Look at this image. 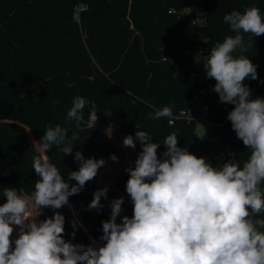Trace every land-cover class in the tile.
I'll return each instance as SVG.
<instances>
[{"label":"trees","instance_id":"trees-1","mask_svg":"<svg viewBox=\"0 0 264 264\" xmlns=\"http://www.w3.org/2000/svg\"><path fill=\"white\" fill-rule=\"evenodd\" d=\"M253 6L260 8L264 19V0H201L195 6L194 0H0V205L6 202L5 187L16 188L21 195L35 190L40 179L33 169L35 157L47 156L67 179L69 171L79 169L73 159L76 151L106 163L116 153L114 144L89 124V107L83 110L79 129L66 119L77 95L95 104L97 122L129 135H135V125H141L139 130L158 143L176 132L179 147L206 157L213 166L226 162L230 154L242 166L249 150L227 119L234 105L221 104L218 94L205 98L211 140L200 138L196 122L181 118L180 112L206 82L216 83L205 77L204 56L226 36L234 35L224 23V15L233 10L243 13ZM194 19L198 26L190 25ZM242 35L247 50H237L234 55H244L258 66V79L246 77L244 81L255 99L264 94V34ZM196 41L203 42L204 55L186 56ZM164 47L167 61H162ZM165 106L173 111L172 125L171 118H149ZM57 124L79 134L71 155L61 152L64 145L39 151L40 137ZM159 149L166 150L163 144ZM97 177L69 198L72 208H45L40 220L59 211L65 217L66 241L99 243L102 221L109 219L110 212L104 197L103 208L96 215L87 210L99 189ZM128 178L126 172L117 181L122 192H126ZM261 188L264 190V182ZM73 209L83 224L74 237ZM253 219H264V213Z\"/></svg>","mask_w":264,"mask_h":264},{"label":"clouds","instance_id":"clouds-1","mask_svg":"<svg viewBox=\"0 0 264 264\" xmlns=\"http://www.w3.org/2000/svg\"><path fill=\"white\" fill-rule=\"evenodd\" d=\"M223 21L234 35L211 49L204 71L207 79L216 81L212 91L219 102L234 105L227 119L249 150L242 166L235 154L213 166L206 157L179 147L176 132L158 143L139 130L141 125H135V136H125L122 143L135 149L138 141L141 146L135 166L125 169L133 215L121 217L124 197L110 201V217L102 221L99 243L92 240L85 245L64 239L65 217L59 211L43 220L38 217L45 208H72L69 198L79 194L106 161L85 158L76 151L73 159L79 169L69 171L65 179L47 156L35 157L33 169L40 179L31 195L3 188L6 202L0 205V264H264V219H253L264 213V98H251L244 84L246 77L258 79V66L244 55H234L237 50H247L242 33L264 34V19L260 8L253 6L243 13L233 10ZM86 106L92 128L98 120L95 104L77 95L66 117L77 129L84 121ZM165 117L174 118L168 106L149 114L153 120ZM68 131L60 124L48 127L39 139V151L64 145L61 152L71 155L79 134L72 132L66 138ZM108 135L111 137L109 130ZM161 144L166 150L158 156ZM109 158L113 162L119 159L115 154ZM73 180L75 184L70 183ZM107 192V187L94 191L87 210L102 209L101 198L107 199ZM32 206L39 209L38 216H33ZM73 215L74 237L83 224L75 218L74 209ZM14 226H19V232L13 248Z\"/></svg>","mask_w":264,"mask_h":264},{"label":"rangeland","instance_id":"rangeland-1","mask_svg":"<svg viewBox=\"0 0 264 264\" xmlns=\"http://www.w3.org/2000/svg\"><path fill=\"white\" fill-rule=\"evenodd\" d=\"M202 43L203 42L200 41L201 45ZM198 55L199 53L197 54V56ZM202 55L203 53L200 54L199 57H201ZM207 57L208 56L205 57L206 61H207ZM94 126H96L99 132L105 137H107L114 144V146L116 147L115 155L119 158L118 162H113L110 158L107 159V163L104 166V168L98 172L97 181H98L99 188H103V187L108 188L107 199H106L107 202H106L105 209L107 212L111 213V208L109 206L110 198L114 197L116 199L122 196L124 197V205L130 207L133 210V202L131 201L127 192H122L120 190V187L117 186V181L123 178V176L126 173L125 171L126 168L135 166V160L139 152L141 151V146L139 142L137 141V146L135 149H132L130 147H124L122 146L123 138L129 134H125L122 131H120L118 128L111 127L110 125H106L101 122H96ZM108 130L109 132H111V137H109L108 135ZM209 132L210 131L205 126H203L201 123L197 125V134L203 140H211ZM71 135H72V132H71ZM157 151H158V156L161 153H163L162 150L159 148ZM30 211L32 212L33 216H38L39 214V209L35 206H32L30 208ZM40 216L38 217L39 220H40ZM117 221L120 222V217L117 218ZM18 232H19V226H14V231L11 235V239L13 243L15 239L18 237Z\"/></svg>","mask_w":264,"mask_h":264},{"label":"built area","instance_id":"built-area-1","mask_svg":"<svg viewBox=\"0 0 264 264\" xmlns=\"http://www.w3.org/2000/svg\"><path fill=\"white\" fill-rule=\"evenodd\" d=\"M201 0H194V6L197 3H200ZM169 13H176L175 10H170ZM191 26H198L199 21L194 19L190 21ZM202 42V41H201ZM203 50V51H202ZM162 61H167L168 56H167V48L164 47L162 48ZM204 55L205 51L202 48V45L200 44V41H196V44L194 46L193 50L186 51V56H192L196 58H200V54ZM199 55L197 56V54ZM209 54H205V57L208 56ZM263 83V80L259 81V85ZM216 83H211V82H206L202 89L199 91L198 95L193 97L188 104V108L186 110H183L180 112V117L187 119L188 121H194L198 125L201 123L203 126H205L209 131H211V126L212 124L208 120V111L209 108L208 106L204 103V100L208 96L212 95H217L214 91H212L214 85ZM261 98H264V94L261 96ZM174 123V119L169 120V124L172 125ZM230 154V153H229ZM225 159V157H223Z\"/></svg>","mask_w":264,"mask_h":264},{"label":"water","instance_id":"water-1","mask_svg":"<svg viewBox=\"0 0 264 264\" xmlns=\"http://www.w3.org/2000/svg\"><path fill=\"white\" fill-rule=\"evenodd\" d=\"M71 131H69L67 134H66V138H71ZM115 198L114 197H111L110 198V201H112V200H114ZM122 208H123V211L121 212V216H124V215H127V216H129V217H131L132 215H133V210L130 208V207H128V206H126V205H122ZM92 211V213L94 214V215H96V211H95V209H93V210H91Z\"/></svg>","mask_w":264,"mask_h":264}]
</instances>
